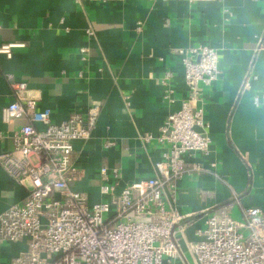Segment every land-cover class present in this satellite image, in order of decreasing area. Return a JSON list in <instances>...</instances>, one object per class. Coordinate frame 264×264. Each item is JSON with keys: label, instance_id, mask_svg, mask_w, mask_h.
I'll use <instances>...</instances> for the list:
<instances>
[{"label": "crops", "instance_id": "crops-1", "mask_svg": "<svg viewBox=\"0 0 264 264\" xmlns=\"http://www.w3.org/2000/svg\"><path fill=\"white\" fill-rule=\"evenodd\" d=\"M7 43L21 45L10 58L0 53V152L11 149V134L27 123L2 121L1 109L13 99L8 74L26 82L54 123L98 106L89 138L76 140L71 155L78 167L72 187L89 202L99 199L102 166L119 168L124 182L154 174L162 148L140 136H156L186 95L178 51L215 48L220 75L203 87L211 143L207 155L186 160L205 171L177 183L174 205L184 229L177 239L184 250L203 212L216 205L237 199L234 219L242 208L264 210V0H0V45ZM166 73L173 104L164 100ZM107 140L114 144L105 147ZM25 196L0 167V213ZM25 248L1 245L0 264Z\"/></svg>", "mask_w": 264, "mask_h": 264}, {"label": "built area", "instance_id": "built-area-1", "mask_svg": "<svg viewBox=\"0 0 264 264\" xmlns=\"http://www.w3.org/2000/svg\"><path fill=\"white\" fill-rule=\"evenodd\" d=\"M18 45L1 44L0 53L10 58ZM178 54L186 95L178 109L167 114L156 136H140L144 143L154 141L162 148L154 174L124 182L119 168L102 166L99 199L94 202L72 187L78 167L71 155L76 140L89 138L99 107L91 106L85 114L73 111L54 123L48 108H38V97L26 82L7 75L13 99L1 109L2 121L27 119L11 134V149L0 152V167L26 190L22 202L0 213V246L26 245L11 264H264V210L242 208L241 218L234 219L230 210L237 199L205 210L195 240L184 250L179 244L177 232L183 235L184 229L183 216L174 205L177 183L185 174L205 171L186 160L209 153L203 87L214 83L220 71L217 51L207 44ZM168 80L166 73L161 80L164 100L173 104L166 92ZM253 102L257 105L259 99ZM113 144L107 140L104 146Z\"/></svg>", "mask_w": 264, "mask_h": 264}]
</instances>
